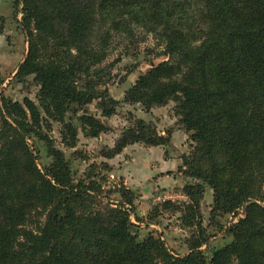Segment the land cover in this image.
<instances>
[{
	"label": "trees",
	"instance_id": "16d2710c",
	"mask_svg": "<svg viewBox=\"0 0 264 264\" xmlns=\"http://www.w3.org/2000/svg\"><path fill=\"white\" fill-rule=\"evenodd\" d=\"M27 49L13 79L32 75L37 103L0 93V264H264V0H13ZM140 27L163 44L167 59L152 64L125 91L124 101L145 109L175 102L193 148L184 174L199 182L183 192L198 210L205 187L211 213L244 216L229 227L232 240L210 257L204 239L184 255L148 234L131 230L133 194L121 186L115 205L99 206L96 182L74 181L68 161L49 136V119L61 122L64 144L76 128L64 121L99 100L102 114L118 100L98 87L114 33ZM0 72V87L2 84ZM87 134L105 130L95 116H79ZM46 145L43 171L28 140ZM159 145L168 138L138 119L123 129L111 156L130 143ZM125 203V204H124ZM126 204L130 208H126ZM33 214L41 216L28 226Z\"/></svg>",
	"mask_w": 264,
	"mask_h": 264
},
{
	"label": "rangeland",
	"instance_id": "374dc122",
	"mask_svg": "<svg viewBox=\"0 0 264 264\" xmlns=\"http://www.w3.org/2000/svg\"><path fill=\"white\" fill-rule=\"evenodd\" d=\"M21 14L13 13V0H0V72L2 84L0 93L22 102L28 97L37 103L39 85L33 76L25 81L13 79V74L23 61L27 43L26 35L18 21ZM108 54L102 66L98 87L106 89L110 97L119 101L114 113L102 114L99 100H93L82 109L68 111L64 121L76 128V141L73 146L64 144L60 130L65 128L61 122L49 119L48 131L54 147L61 150L69 163L70 177L74 180H88L91 176L97 185L96 202L99 206L115 205L121 199L120 187L124 186L133 194L130 208L131 230L142 239L148 234L161 238L172 254L184 255L190 245L204 239L200 250L206 257L229 243L232 235L229 227L244 216V205L231 213L213 215L212 190L205 187L198 200V210L192 217L189 207L193 201L183 192L187 184L197 183L184 174L183 159L193 148L190 133L178 122L175 102L145 109L139 103L125 102V91L137 77L145 73L152 64L167 59L163 54V44L152 33L134 27L130 34L114 33ZM87 113L98 118L105 130L95 136L87 134L79 116ZM138 119L153 127L168 142L147 145L135 142L125 145L120 152L111 156L106 154L115 146L123 129L133 125ZM40 170L51 162L43 141L35 137L28 140ZM264 206V198L257 200ZM125 204V203H124ZM41 216L33 214L28 226H35Z\"/></svg>",
	"mask_w": 264,
	"mask_h": 264
}]
</instances>
